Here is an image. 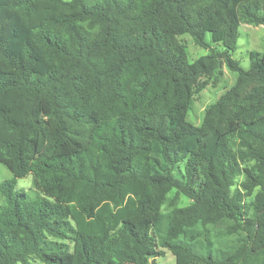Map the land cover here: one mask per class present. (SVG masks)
Returning a JSON list of instances; mask_svg holds the SVG:
<instances>
[{"label": "trees", "instance_id": "1", "mask_svg": "<svg viewBox=\"0 0 264 264\" xmlns=\"http://www.w3.org/2000/svg\"><path fill=\"white\" fill-rule=\"evenodd\" d=\"M242 24L264 0H0V264H264V52L233 58Z\"/></svg>", "mask_w": 264, "mask_h": 264}, {"label": "rangeland", "instance_id": "2", "mask_svg": "<svg viewBox=\"0 0 264 264\" xmlns=\"http://www.w3.org/2000/svg\"><path fill=\"white\" fill-rule=\"evenodd\" d=\"M181 39L187 46V53L190 61H194L208 52L207 49L196 45L190 35H184ZM251 50L264 52V26L242 24L240 26L238 48L233 53V58L239 60L244 68H248L250 65L249 52ZM235 79L236 73L231 72L226 66H224L223 76L219 83L215 86L209 85L203 91L195 95L192 106L188 112L189 121L195 125H200L203 121L206 108L214 103L226 89L231 87L234 84ZM12 178V172L0 163V181ZM32 182L33 177L29 174L28 176L17 180L16 188L19 190H29L32 186ZM191 202L192 200L185 195H180L177 206H186ZM168 209L169 207L165 205L163 207V212H166ZM157 261L158 264H176V257L171 251L165 250V254L159 256Z\"/></svg>", "mask_w": 264, "mask_h": 264}]
</instances>
